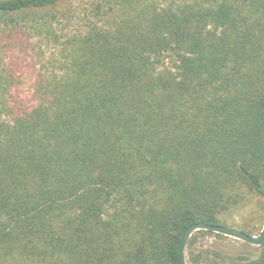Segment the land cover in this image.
Here are the masks:
<instances>
[{
    "label": "trees",
    "instance_id": "trees-1",
    "mask_svg": "<svg viewBox=\"0 0 264 264\" xmlns=\"http://www.w3.org/2000/svg\"><path fill=\"white\" fill-rule=\"evenodd\" d=\"M70 1L0 0V264H178L264 198V0ZM207 235L186 264H264Z\"/></svg>",
    "mask_w": 264,
    "mask_h": 264
},
{
    "label": "rangeland",
    "instance_id": "rangeland-1",
    "mask_svg": "<svg viewBox=\"0 0 264 264\" xmlns=\"http://www.w3.org/2000/svg\"><path fill=\"white\" fill-rule=\"evenodd\" d=\"M96 0H71L65 6L60 7L63 11L67 7L72 9H79L84 7L89 2ZM19 35L22 44L15 48V52L11 53L14 60L15 73L19 77L20 85L18 86V94L24 101L26 106L34 105L32 92L34 89V83L37 72L46 71L47 60L50 58L55 50L51 46L42 44L39 40L31 38V36ZM228 221L234 225L236 229L252 231V236L260 234L264 226V198L254 197L246 205L240 209H235L230 213ZM245 243L229 238V239H217L213 236H200L198 239V251H205L212 247L215 249L224 250V252H230L255 258L258 254L256 246L248 248L244 246ZM252 246V245H250ZM186 250H185V263H186Z\"/></svg>",
    "mask_w": 264,
    "mask_h": 264
},
{
    "label": "water",
    "instance_id": "water-1",
    "mask_svg": "<svg viewBox=\"0 0 264 264\" xmlns=\"http://www.w3.org/2000/svg\"><path fill=\"white\" fill-rule=\"evenodd\" d=\"M200 230L210 231L215 234H219V235H222L228 238H232V239L241 241L245 244L256 246V247L260 246L264 240V226L259 235L252 236V235L246 234L245 232L239 229L228 227V226H215V225H205L202 223H196V224L189 226L181 237L179 249H178V264H186L185 263V250H186L187 244L191 236L195 232L200 231Z\"/></svg>",
    "mask_w": 264,
    "mask_h": 264
}]
</instances>
